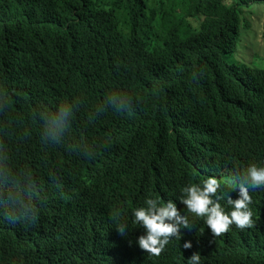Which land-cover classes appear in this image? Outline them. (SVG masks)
<instances>
[{
  "label": "trees",
  "instance_id": "obj_1",
  "mask_svg": "<svg viewBox=\"0 0 264 264\" xmlns=\"http://www.w3.org/2000/svg\"><path fill=\"white\" fill-rule=\"evenodd\" d=\"M242 6L263 16L264 41V0H0V146L42 195L36 220L0 217V264H264V188L248 193L251 228L213 236L189 217L194 231L158 256L137 249L130 217L208 177L235 200L231 180L264 162V68L226 60L245 52ZM113 90L132 110L88 119ZM75 97L68 143L41 144L33 107Z\"/></svg>",
  "mask_w": 264,
  "mask_h": 264
},
{
  "label": "clouds",
  "instance_id": "obj_2",
  "mask_svg": "<svg viewBox=\"0 0 264 264\" xmlns=\"http://www.w3.org/2000/svg\"><path fill=\"white\" fill-rule=\"evenodd\" d=\"M0 103H6L2 94ZM83 103L79 97L70 100L62 98L51 106L38 104L33 107L28 120L35 125L40 143L49 147L68 143L75 113ZM133 104L134 98L129 93L113 90L105 95L101 103L90 107L87 118L94 121L107 110L128 113ZM231 182L237 191L235 200L226 191L219 194L221 185L215 177L182 186L176 198L178 203L171 199L162 201L145 198L143 206L134 207L130 212L131 223L140 229L134 241L137 249L158 256L170 239L181 240V229L184 232L194 231V224L189 217L202 219L203 225L213 236L228 231L231 225L238 229L251 228L253 213L249 207L251 198L248 193L250 190L264 188V162L247 164ZM41 199V192L30 170L14 166L7 151L0 146V217L10 222L21 218L25 221L36 220L38 210L33 201ZM221 200L230 206L227 211L221 206ZM113 221L118 235L126 237L129 233L128 223L121 220L119 211L115 212ZM179 247L191 249L192 243L185 240ZM200 260L201 255L193 253L185 259V264H200Z\"/></svg>",
  "mask_w": 264,
  "mask_h": 264
},
{
  "label": "rangeland",
  "instance_id": "obj_3",
  "mask_svg": "<svg viewBox=\"0 0 264 264\" xmlns=\"http://www.w3.org/2000/svg\"><path fill=\"white\" fill-rule=\"evenodd\" d=\"M229 2V0H225ZM242 16L245 21L250 24V28L241 31L242 36L236 39V49L245 48V52L236 50L233 55H230L226 60L231 63H237L240 59L245 57L247 64L251 63L255 68H264V41L262 40L261 23L262 15H258V22L254 21V9L249 6H242ZM228 181L230 178L227 179Z\"/></svg>",
  "mask_w": 264,
  "mask_h": 264
}]
</instances>
